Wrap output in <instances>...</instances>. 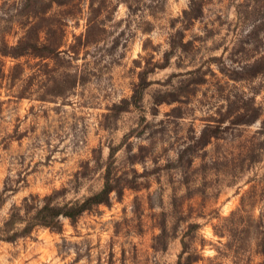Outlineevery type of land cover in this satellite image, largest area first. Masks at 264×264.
<instances>
[{
  "label": "rangeland",
  "instance_id": "1",
  "mask_svg": "<svg viewBox=\"0 0 264 264\" xmlns=\"http://www.w3.org/2000/svg\"><path fill=\"white\" fill-rule=\"evenodd\" d=\"M108 169V203L20 234ZM14 205L0 264H176L184 247L264 264V0H0L1 225Z\"/></svg>",
  "mask_w": 264,
  "mask_h": 264
},
{
  "label": "trees",
  "instance_id": "2",
  "mask_svg": "<svg viewBox=\"0 0 264 264\" xmlns=\"http://www.w3.org/2000/svg\"><path fill=\"white\" fill-rule=\"evenodd\" d=\"M92 41L87 40L86 43L89 44ZM47 47V45H43ZM11 56L15 57V48L11 52ZM14 76L9 75L8 79L13 82ZM115 177L113 171L108 169L105 173V180L103 187L83 198L82 200H74L65 203H54L52 197L47 195L43 199V203L34 207V213L30 216L31 221L24 231L20 234L28 235L33 232L38 227H46L56 231L63 230V224L61 221L62 217L69 218L73 223H75L78 218L86 211L92 210L96 205L102 203H108L110 200L111 193L117 190L118 185L115 182ZM27 201V197L25 198ZM15 208L19 206H13L10 217L7 218L4 223L0 224V239L6 241H15L18 233L15 231V223L19 222L15 219ZM21 218V213L19 215ZM19 236V235H18ZM186 247L183 248L179 255L176 264H193L195 259L191 253L186 254Z\"/></svg>",
  "mask_w": 264,
  "mask_h": 264
}]
</instances>
